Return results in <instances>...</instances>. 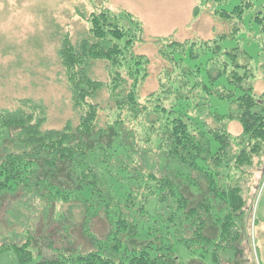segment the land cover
Instances as JSON below:
<instances>
[{"label": "trees", "instance_id": "obj_1", "mask_svg": "<svg viewBox=\"0 0 264 264\" xmlns=\"http://www.w3.org/2000/svg\"><path fill=\"white\" fill-rule=\"evenodd\" d=\"M202 8L230 31L211 40H156L170 69L144 101L139 89L150 61L135 47L145 27L132 13L106 7L83 15L88 38L62 41L58 56L74 116L61 130L45 128L39 102L0 112V202L20 192L48 219L59 207L53 221L67 226L78 207L82 221L73 226L93 243L88 252L64 250L35 264H181L177 244L219 264V253L245 228L239 177L264 155V92L255 87L264 77V0H198L194 15ZM243 33L260 49L257 58ZM214 100L226 104L221 111ZM204 110L216 127L202 119ZM235 121L239 136L228 131ZM97 219L108 224L103 238L92 231ZM27 234L19 243L0 234V256L14 253L31 264L34 237Z\"/></svg>", "mask_w": 264, "mask_h": 264}, {"label": "rangeland", "instance_id": "obj_2", "mask_svg": "<svg viewBox=\"0 0 264 264\" xmlns=\"http://www.w3.org/2000/svg\"><path fill=\"white\" fill-rule=\"evenodd\" d=\"M197 5L198 0H0V112L16 110L23 100L39 102L47 109L45 128L61 130L74 116L65 72L58 56L62 41L69 36L77 45L88 38L91 26L83 15L88 17L106 7L132 13L145 27L144 41L135 47L137 54L150 61L149 76L139 89L140 100L144 101L158 90L159 83L170 69V64L159 55L156 40H211L230 31L231 24L217 20L209 8H202L204 11L195 16ZM242 28L245 30L244 26ZM253 29L258 32L257 27ZM242 38L247 40L246 50L257 58L256 52L259 53L260 49L244 33ZM226 45L234 47L235 43ZM104 69V65L98 64L96 71L107 80ZM255 85L258 95L263 93L264 77ZM215 104L220 111L226 105L219 100H214ZM207 113L208 110H204L202 119H206L209 126L216 127V122L207 117ZM102 123H106L105 118ZM228 131L239 136L242 126L235 121L229 125ZM4 148L5 142L0 139V156L5 153ZM239 178L243 180V195L247 201L246 224L244 229H241L244 225L238 227L235 242L229 246L231 249L219 253V264H264V155L254 159V165L245 168L244 175ZM7 196L0 202V234L7 236L10 242L18 243L24 232L27 231L29 236L32 234L34 241L30 250L34 261L31 264L41 258H52L64 250L80 253L93 249L92 241L73 226L82 221L78 207L70 210L73 220L67 226L53 221L59 214V207L48 219L39 203L29 209L32 200L20 192ZM10 202L12 208L8 209ZM67 228L73 239L71 242L65 240L69 235L64 232ZM92 231L103 238L108 232L107 222L104 219L93 221ZM206 232L216 236L214 229ZM175 253L181 264H215L199 256L193 257L180 244L175 246ZM0 264L20 263L14 253H8L0 256Z\"/></svg>", "mask_w": 264, "mask_h": 264}]
</instances>
